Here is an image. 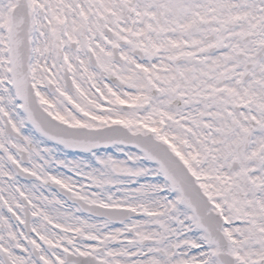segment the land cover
<instances>
[{
    "label": "snow or ice",
    "instance_id": "obj_1",
    "mask_svg": "<svg viewBox=\"0 0 264 264\" xmlns=\"http://www.w3.org/2000/svg\"><path fill=\"white\" fill-rule=\"evenodd\" d=\"M0 264H264V0H0Z\"/></svg>",
    "mask_w": 264,
    "mask_h": 264
}]
</instances>
